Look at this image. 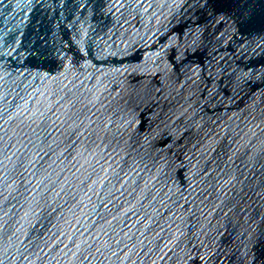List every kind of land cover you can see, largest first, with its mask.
I'll list each match as a JSON object with an SVG mask.
<instances>
[{"label":"water","instance_id":"95a60500","mask_svg":"<svg viewBox=\"0 0 264 264\" xmlns=\"http://www.w3.org/2000/svg\"><path fill=\"white\" fill-rule=\"evenodd\" d=\"M0 264H264V0H0Z\"/></svg>","mask_w":264,"mask_h":264}]
</instances>
